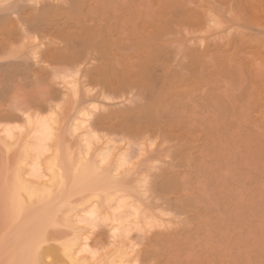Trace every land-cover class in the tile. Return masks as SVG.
I'll return each mask as SVG.
<instances>
[{
	"label": "bare ground",
	"instance_id": "1",
	"mask_svg": "<svg viewBox=\"0 0 264 264\" xmlns=\"http://www.w3.org/2000/svg\"><path fill=\"white\" fill-rule=\"evenodd\" d=\"M65 263L264 264V0H0V264Z\"/></svg>",
	"mask_w": 264,
	"mask_h": 264
},
{
	"label": "rangeland",
	"instance_id": "2",
	"mask_svg": "<svg viewBox=\"0 0 264 264\" xmlns=\"http://www.w3.org/2000/svg\"><path fill=\"white\" fill-rule=\"evenodd\" d=\"M76 216H73L72 218H71V223H73V225H76V226H80V224L79 223H76L75 221H76ZM75 222V223H74ZM66 225V224H65ZM63 226V225H62ZM59 227L60 228V230H62V228H64V230H62V232L64 233L63 234V238H66L67 237V235L69 234V235H71V233L73 232V231H69L70 229H72V228H70V226H68V227H65V226H63V227ZM67 226V225H66ZM70 232V233H69ZM67 233V234H66ZM132 233H135V231H133ZM68 235V236H69ZM65 264H67V263H65Z\"/></svg>",
	"mask_w": 264,
	"mask_h": 264
}]
</instances>
